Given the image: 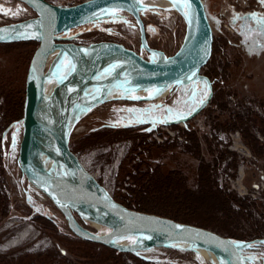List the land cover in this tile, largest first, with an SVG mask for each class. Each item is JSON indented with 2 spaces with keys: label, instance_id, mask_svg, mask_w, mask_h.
Returning <instances> with one entry per match:
<instances>
[{
  "label": "rangeland",
  "instance_id": "1",
  "mask_svg": "<svg viewBox=\"0 0 264 264\" xmlns=\"http://www.w3.org/2000/svg\"><path fill=\"white\" fill-rule=\"evenodd\" d=\"M161 1H166L171 6L160 5ZM252 1L202 0L217 44L216 55L201 70V74L205 75V72L213 70L220 81L217 90L223 94V98L216 95L214 110H218L217 106L220 107L221 104L227 106L229 110L231 108L236 117L228 123L231 125L230 127H233V124H239L242 120L241 128L249 129L256 140L264 145V134L260 132L259 124L256 121L259 118L264 122V96L254 93L260 90L264 84L262 28L252 27L251 23L248 25L249 29L253 28L256 32L248 30L246 33H238V30L233 29L228 21V15L232 11L227 12L230 9L243 10L242 6H247ZM139 5L142 6L141 16L145 25L148 46L160 50L163 53L162 59L166 60L178 51L188 34L187 23L178 13L177 7L183 10L189 20L190 7L187 2L182 0H178L175 5L172 0H142ZM4 10H7V14ZM36 17L35 12L20 3L12 0H0V27L35 20ZM62 37L81 46L99 42H115L135 51L147 60L160 59L140 47L139 34L134 21L127 13L118 8L107 10L103 19L65 33L59 36V39ZM60 41L63 40L60 39ZM1 51L3 50L1 49ZM67 59L65 57L63 61L61 60L59 67L60 62L51 66L48 89L57 85L71 73L73 63L68 57ZM7 66V60L0 56V69H5ZM254 84L255 87L252 86ZM155 93L156 90H147L139 96L150 98ZM125 96L126 94L121 92L120 98L102 103L90 113L79 118L73 125L69 143L72 142V145L77 147L84 137L94 132L101 133L126 126H133L145 134L149 133L150 138L153 133L158 134L154 131L157 127H167L169 132L177 135V129L168 127V124L193 114L207 99L208 90L205 82L193 80L188 84H177L171 87L163 97L160 96L156 100L136 102L130 99L137 98L136 95L133 94L129 99H124ZM223 118L221 121H224ZM207 121L206 116L200 113L194 117L190 125L200 134L208 133L209 138H213V145L217 149L228 152V156L217 168L216 182L219 188L234 193L240 199L258 203L260 209L258 211L251 210V215L253 219L264 224V157L251 153L245 145L241 130L228 132L213 130ZM183 128H185V124L178 126L179 132ZM21 131L22 122L18 121L5 136H2V165L5 176L0 185V192L8 199L11 215L7 220L0 222L1 264H219L216 259L214 261L212 258H205L199 250L194 251L178 245L173 248L152 249L130 255L113 252L103 246L89 248L81 244L67 230L62 216L52 204L33 188L19 171L16 159ZM161 132L163 135H159V139L163 143L175 141L179 150L185 151L183 141L179 142L174 139L171 141L172 139H167L166 131ZM235 133H238L237 138L234 137ZM229 134L243 147H246L250 155L240 149ZM178 136L183 139V136ZM220 136H223L224 140ZM13 137H15L14 145ZM151 140L154 141V139ZM155 142L163 144L156 140ZM132 144V141H118L109 146L97 145L75 155L85 169L112 197L119 196L118 194L121 195L123 192L118 191L117 187L122 186L125 179L119 165L127 156ZM205 153L202 151L193 159L184 157L185 167L188 169L196 165L197 159L200 158L207 161ZM153 162L159 163L158 161ZM189 177L187 184L190 186L193 184L194 178ZM38 217L49 219L52 229H44L35 225L34 220ZM209 218L204 212L193 213L191 225L196 226L200 221ZM82 223L95 233L108 231L104 226H99L100 228L97 229L93 223L88 221H82ZM234 225V221H232L231 233L236 238L243 231H248V226L245 223L241 226ZM229 227L226 224L222 225L220 230H222L223 236L229 234L227 231ZM122 241L130 243L131 239L127 238ZM250 241H255V243L248 247L246 243ZM235 243L242 247V254L250 264H264V239ZM84 250L90 251L93 258L90 260L79 259L81 251Z\"/></svg>",
  "mask_w": 264,
  "mask_h": 264
},
{
  "label": "water",
  "instance_id": "2",
  "mask_svg": "<svg viewBox=\"0 0 264 264\" xmlns=\"http://www.w3.org/2000/svg\"><path fill=\"white\" fill-rule=\"evenodd\" d=\"M12 1L26 6L37 17L35 20L0 27V30L11 29L10 33L0 32L5 37L0 39V44L21 41L38 43L25 79L22 131L16 160L26 181L52 204L62 216L67 230L79 240L121 254L135 255L152 249L187 245L191 250L211 253L222 264H250L242 254V247L225 236L195 225L131 210L116 202L71 151L69 136L72 129L66 136L62 132L64 120L72 109L69 95H65L68 87L76 88L77 98L73 104L78 103L79 96L89 86L100 88L97 98L84 104L91 112L103 103L107 91L119 82H125L122 88L127 95L135 91L156 90L150 98H130L145 102L159 99L177 84L198 80L207 86V99L193 114L172 123H185L207 107L213 91L210 80L201 74V70L211 59L214 39L202 0H182L190 7V20L177 7L178 13L187 23L188 34L178 51L166 60L162 59L160 50L148 46L141 16L142 6L139 5L142 0H86L69 7H56L46 0ZM114 8L121 9L132 18L138 30L140 47L158 56L159 60H147L115 42L81 46L66 39L60 41L59 36L103 19L106 11ZM34 23L38 34L36 38L14 37L18 30ZM64 57L71 60L73 69L67 78L53 88L50 95H46L45 85L51 66ZM107 66H112L110 76L96 82L97 75ZM13 125L8 126L2 136ZM43 158L57 168H62L73 179L45 170L41 164ZM82 221L104 226L108 231L95 233L87 229ZM127 238L131 239L130 243H121ZM252 243L255 241L246 244Z\"/></svg>",
  "mask_w": 264,
  "mask_h": 264
},
{
  "label": "trees",
  "instance_id": "3",
  "mask_svg": "<svg viewBox=\"0 0 264 264\" xmlns=\"http://www.w3.org/2000/svg\"><path fill=\"white\" fill-rule=\"evenodd\" d=\"M213 39L210 60L216 55L217 43L215 37ZM37 46L38 43L34 41L0 44V56L8 62L5 69H0V185L5 176L2 165V134L8 126L22 119L26 74ZM204 74L211 82L213 94L208 106L200 113L206 116L209 127L222 132L241 130L245 145L251 153L264 157V145L256 140L249 129L241 128L243 124L241 119L239 124H233V127H230L228 123L236 117L231 108L230 111L227 106L221 104L220 107L217 106L218 110H214L216 95L223 98V94L217 90L220 81L213 70ZM222 118L224 121H221ZM193 119L185 122V128L180 132L178 123L168 124V127L177 129V135L183 136L185 151L179 150L175 141L157 144L151 140L149 133L145 134L133 126L101 133L94 132L84 137L77 147H74L72 142L69 143V147L76 154L97 145L109 146L118 141H132V147L119 165L123 177H129L132 186L126 188V194L113 196L116 202L131 210L154 214L185 224H191L193 213L204 212L210 218L200 221L196 224L198 227L221 235L222 230L220 229L223 224H226L230 226L227 229L229 234L224 236L233 242L264 239V224L253 219L251 215V210L260 209L259 204L240 199L234 193L219 188L216 182V172L221 162L228 156V152L217 149L213 145V138H209L208 133L200 134L197 129L192 128L190 122ZM256 121L260 132L264 134V122L259 118ZM154 131L163 135L158 127ZM202 151L206 152L208 160L197 159V164L187 169L186 164L183 163L184 157L193 159ZM189 176L194 178L190 186L187 184ZM10 215L8 199L0 192V222L7 220ZM232 221L240 226L245 223L248 231H243L237 238L234 237L231 233ZM34 224L44 229H52V223L47 218L38 217L34 220ZM77 240L89 248L100 246ZM80 255L78 258L83 260L93 258L90 251H81Z\"/></svg>",
  "mask_w": 264,
  "mask_h": 264
},
{
  "label": "bare ground",
  "instance_id": "4",
  "mask_svg": "<svg viewBox=\"0 0 264 264\" xmlns=\"http://www.w3.org/2000/svg\"><path fill=\"white\" fill-rule=\"evenodd\" d=\"M160 5H164L166 7H169L171 6V4H169L168 2H164V1H161ZM4 30V33H10L11 32V29L10 28H5ZM14 32V31H13ZM38 36L37 32H36V24H30V25H27V27L21 29V30H18L16 32V35L14 36L15 38H36ZM65 59V57H64ZM63 59V60H64ZM67 59V57H66ZM62 60V61H63ZM68 60V59H67ZM61 61V62H62ZM61 62L58 64V67L59 65L61 64ZM111 68L112 66H107L105 67L98 75L97 77L95 78V81L99 82V81H102L106 78H108L110 76V72H111ZM70 69H71V66H70ZM70 71V70H69ZM64 73V72H63ZM67 74V73H65ZM124 74H122L123 76ZM65 78V77H64ZM125 83V82H122V83H117V84H114L108 91L107 93L104 95V98H103V103L107 102V101H111V100H115V99H118L121 97V92H123V88H122V84ZM48 80L46 82V85H45V94L46 95H49L50 92L53 90V88L56 86V84L54 86L51 87V89H48ZM66 92L65 95H69V102L70 104H72L71 106V110L69 111L68 113V116L66 117V119L64 120V123L62 125V132L64 133V135L66 136V134H68V132L72 129L73 125L75 124V122L83 117L84 115H86L88 112H89V109L86 108V106H84V104L86 102H90L92 101L93 99L97 98V96L99 95V92H100V88L98 86H89L82 94L81 96L79 97H83V99L80 98V100L78 101V103H74V100L77 98V96H75V92H76V88H71V87H68L66 89ZM152 92V91H151ZM141 93H143L142 91H135L133 94L136 95L137 97H141L139 96ZM166 91L162 94V95H165ZM133 94H126L125 98H129V97H132ZM163 97V96H162ZM161 97V98H162ZM124 98V99H125ZM90 113V112H89ZM61 132V133H62ZM42 166L45 168V170L51 172V173H56L57 175H60L61 177H64L66 179H73V178H70L69 175L67 173H65L63 171L62 168H57L55 165H52L51 161L47 160V159H42V162H41ZM93 226L95 228H100L99 225H96V224H93ZM92 227V226H91ZM104 228V227H103ZM97 231V230H96ZM107 231V230H106ZM103 232V231H102ZM121 243L123 244H128L127 242H123L121 241ZM178 246H182L186 249H189V246L187 245H178ZM203 256L205 258H212L214 261H215V257L206 252V251H203V250H199ZM201 254V255H202ZM208 262V261H207ZM217 262V260H216ZM217 263L219 264H222L221 261H218Z\"/></svg>",
  "mask_w": 264,
  "mask_h": 264
},
{
  "label": "flooded vegetation",
  "instance_id": "5",
  "mask_svg": "<svg viewBox=\"0 0 264 264\" xmlns=\"http://www.w3.org/2000/svg\"><path fill=\"white\" fill-rule=\"evenodd\" d=\"M245 1V0H244ZM254 2V3H253ZM242 9H230L231 14L228 15V21L230 25L238 30V33H246L248 30H252L250 32H256V30L249 29V24L252 23V27L262 28V33L264 31V0H253L251 4L247 6H242ZM247 12V13H246ZM62 40L66 39V37L60 38Z\"/></svg>",
  "mask_w": 264,
  "mask_h": 264
},
{
  "label": "built area",
  "instance_id": "6",
  "mask_svg": "<svg viewBox=\"0 0 264 264\" xmlns=\"http://www.w3.org/2000/svg\"><path fill=\"white\" fill-rule=\"evenodd\" d=\"M48 3H50L51 5L56 6V7H69V6L76 5V4L80 3V2L79 1H75V0H50V1H48ZM184 124L185 123H179V126H183ZM201 128L203 129V127H201ZM159 130L160 131H166V133L168 135L167 139H170V140L172 139L171 141H173V139L174 140H178L179 142L183 141V139L181 137H179L178 135H175L174 133L169 132L167 127H159ZM229 135H230V138L232 140H234V137L235 138L238 137V133H235L234 137L231 134H229ZM159 137H160L159 134L153 133L151 139H154V141L156 140L158 142H162L163 143V141L161 139H159ZM221 138H223V140H224L223 136ZM234 141H236V139ZM236 143L238 144V147H240V149H242L248 155H250V153H249V151H247L246 147H243L240 142L236 141ZM228 179H229V177H228ZM220 182H221V180H220ZM130 186H132L131 185V181H130L129 177H126L124 179L123 185L122 186H118L117 188H118V191H120V192L122 191L123 194H126V188L130 187Z\"/></svg>",
  "mask_w": 264,
  "mask_h": 264
},
{
  "label": "crops",
  "instance_id": "7",
  "mask_svg": "<svg viewBox=\"0 0 264 264\" xmlns=\"http://www.w3.org/2000/svg\"><path fill=\"white\" fill-rule=\"evenodd\" d=\"M263 35H262V40H264V31H263V33H262ZM264 42V41H263ZM263 52H264V49H263ZM263 80H264V76H263ZM262 80V81H263ZM252 86H254L255 87V84L254 85H252ZM256 95L258 94L259 96H264V84H263V87H261L260 88V90H258V91H256V92H254ZM264 105V104H263Z\"/></svg>",
  "mask_w": 264,
  "mask_h": 264
},
{
  "label": "snow or ice",
  "instance_id": "8",
  "mask_svg": "<svg viewBox=\"0 0 264 264\" xmlns=\"http://www.w3.org/2000/svg\"><path fill=\"white\" fill-rule=\"evenodd\" d=\"M173 4L175 5L178 0H172ZM5 13L7 14V10H4ZM3 31H6V30H0V32H3ZM5 37L3 35H0V39H4ZM14 142H15V137H13V145H14ZM248 247H251V245H248Z\"/></svg>",
  "mask_w": 264,
  "mask_h": 264
}]
</instances>
